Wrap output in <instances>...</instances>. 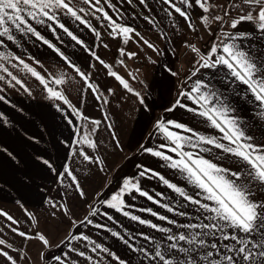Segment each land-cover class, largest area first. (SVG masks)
<instances>
[{
	"label": "snow or ice",
	"instance_id": "obj_1",
	"mask_svg": "<svg viewBox=\"0 0 264 264\" xmlns=\"http://www.w3.org/2000/svg\"><path fill=\"white\" fill-rule=\"evenodd\" d=\"M157 2L160 12L165 14L174 31L181 30L176 20L177 14L186 24L189 38L183 40V46L189 53L187 69L184 65L174 67L164 59L159 45L129 24L125 20L124 11L113 0H0V47L4 49L0 51V81L3 82L0 83V90L6 86H19L23 92L33 96L32 87L17 74L23 73L38 82L37 87H41L42 95L66 120L70 128L68 135L56 138L55 143L67 146L65 159L69 162L57 167L45 152L32 153L33 162L44 171L54 173L66 192L71 189L79 197H87L72 167L73 162H88L96 165L100 171L105 170L106 159L100 151L101 141L97 137L102 120L109 121L110 116L106 107L102 119L86 115L73 103L62 86L79 81L78 93L90 91L94 99L103 101L105 106L110 103L109 97L115 95L116 89L111 86L102 88L92 79V74L70 58L53 39L44 34L45 31L50 32L60 44H64L60 35L62 30L71 41L89 52L91 58L106 70V75L123 89L121 99L125 102L131 99L132 111L142 112L151 118L156 98L165 92L171 96L164 112L173 114L172 118L161 115L152 119L146 138L156 134L162 142L156 144L154 141L153 146L138 142L135 151L158 158L163 162L161 166L173 170L179 181L140 162L136 165L135 176H124L117 190L108 198L99 199L101 193H96L97 206L89 205V211L82 220L75 217L66 202L57 203L51 198L42 202L69 217L72 228L77 225H93L106 229L140 257L139 264H264V132L257 138L253 118L242 109L245 104L256 106L259 109L256 115L264 123V0ZM120 3L129 6L138 4L142 9H147L148 13L133 12V15L156 23L151 17L154 9L149 0H120ZM194 6L200 10L195 19L189 11ZM89 17H94L110 37L121 42L116 63L127 69V75L117 71L112 63L92 50L67 22L71 20L72 23L85 26L100 40L102 32ZM196 19L200 21L199 24L195 22ZM201 32L211 33L206 48L198 46L203 39ZM159 35L167 39L163 28ZM33 37L60 58L61 63L52 66L55 71L28 52L21 43ZM5 38L21 48L28 60L24 55L12 51ZM131 41L139 45L143 55L127 47ZM145 46L154 55H149L144 50ZM132 59L144 63L130 68L126 61ZM144 64L158 66L161 72L159 78L150 81L143 73ZM91 66L95 67V64ZM132 81H136L139 87ZM4 99L0 95V100ZM234 100L237 102L234 103ZM67 109L71 110L70 113ZM179 110H184L185 115L190 114L188 121L194 124L186 122L183 116L176 117L175 113ZM5 123H8L6 118ZM105 130H110L109 136L114 147L123 150L115 123H106ZM29 140L40 143L36 135L30 136ZM0 151L7 154L13 166L23 167V161L8 148L0 145ZM140 178L158 179L180 199L162 201L157 196H163L164 193L150 194L142 186ZM23 179L29 184L32 182L29 176ZM37 189L40 193L45 191L40 185H37ZM137 194L174 215L162 214L152 207L140 209L167 222L162 224L127 210L136 205H130L126 197L136 200ZM17 203L36 227L35 231L28 232L14 227L20 221L2 208L0 215L11 222L7 225L11 232L25 240L34 239L39 242V264H104L108 257L118 264H132L130 258H122L85 232H69L65 235L60 244L67 243L69 251H51L58 249V245L45 231L39 229L37 214L20 201ZM103 205L149 226L161 233L162 237L157 238L147 232L138 233L139 237L148 242V246H145L138 243L137 236L127 232V229L124 230L126 238L121 231L90 218L99 214ZM50 215L56 217L57 213L53 210ZM103 215L115 221V217L108 211H104ZM174 216L185 218L186 222ZM79 240L87 242L85 249L69 242ZM30 260L32 257L24 248H17L9 240L0 237V264H29Z\"/></svg>",
	"mask_w": 264,
	"mask_h": 264
},
{
	"label": "crops",
	"instance_id": "obj_2",
	"mask_svg": "<svg viewBox=\"0 0 264 264\" xmlns=\"http://www.w3.org/2000/svg\"><path fill=\"white\" fill-rule=\"evenodd\" d=\"M113 2L117 4L119 9L124 11L125 20L129 24L135 26L144 36L149 38L153 43L159 45L164 53V59L171 62L174 67L179 68L181 65H184V68L187 69L188 52L183 46V40L189 38V32L183 19L180 18L178 14L176 15V20L180 25L181 30L176 32L173 30L165 14L160 12V5L157 0H149L152 9H154L151 13V17L152 20L156 22L155 24L146 21L142 16L133 15V12L144 11L145 13H148L147 9H142L138 4L134 3L129 6L126 3L121 4L120 0H113ZM109 11L111 13V10ZM189 11L195 19L200 10L198 7L194 6V8L189 9ZM111 14L115 16V13ZM89 19L92 20L94 25L101 30L102 36L100 40H97L94 34H92L85 26L79 25L78 23H72L71 20H68L67 22L72 29L85 40L92 50L96 51L102 56V58L112 63L117 71L127 75V69L116 63V58L119 56L118 47L121 46V42L110 37L104 30V26L100 25L94 17H89ZM195 22L197 24L200 23L198 19H196ZM161 28L166 32L167 39L159 35ZM41 30L44 31L42 27ZM44 34L48 35L50 39H53V41L56 42L57 45L70 56V58L80 63L85 71L90 72L92 74V79L98 82L102 88L111 86L116 89L115 95L109 97L110 103L105 106L103 101L95 100L90 91L83 94L78 93L77 89L80 87L79 81L62 86L73 103L77 104V106L90 117L102 119L104 109L105 107L107 108L110 120H102L100 127H102L104 131L106 123L114 122L123 144V150L114 147L109 136L110 130H105V142L101 143V153L106 159L105 170L100 171L96 165L88 162H84L83 164L79 161L73 162L72 167L75 170V174L81 180L87 193V197L81 198L71 189L66 192L65 187L59 183V180L54 173L44 171L40 166L33 162L32 153H39L41 151L45 152L47 156H50L51 159L55 161L57 167H60L63 163L69 162L65 159V156L67 155V146H58L55 141L56 138L61 135L67 136L70 128L67 125L66 120L62 118L61 114L57 113L51 106V102L42 95L41 87H37L38 82L35 81L34 78L25 76L23 73H17L21 78L25 79V82L30 87H32L33 96H29L27 93L23 92L19 86L16 88L6 86L3 90H0V95L5 97L4 100H0V113H3V116H0V145L8 148L9 151H12L23 161V167L17 168L13 166L12 163H9L10 158L7 157V154L0 151V208L8 211L13 217L20 221L19 225H13L14 227H20L21 230H26L28 232L35 231L36 227L31 224L30 218L27 217L23 208H21L17 201H20L30 211L36 213L39 222V229L45 231L53 242L58 245V249L51 250L53 252L58 253L59 251H69L67 243L60 244V241L63 240L65 235L69 232H85V234L92 236L97 242L103 243L112 251H115L122 258H130L132 264H139L140 257L133 253L122 241L107 232L106 229H99L93 225H77L75 228H72L69 223V217L63 215L59 209H50L49 206H46L42 201L51 198L57 203L66 202L75 217L82 220L89 211V205L97 206L95 205L97 199L96 193H101L99 199L108 198L113 191L117 190L119 183L122 182L124 176H135L137 173L136 165L140 162H144L155 168L174 181H179V178L174 176L173 170L161 166L163 162L159 161L158 158L151 157L149 154L145 153H137L135 151L138 142L145 143L147 146H153L154 141L156 144L162 142L157 138L156 134L149 139L146 138L148 137V132L151 128L152 119L161 115L172 118L173 114L164 112V108L167 107L171 96L165 92L162 96L156 98L151 118L145 116L142 112H134L132 111L131 99L127 102L121 99L123 96V89L113 78L106 75V70L91 58L89 52L83 50L81 46L76 45L74 41H71V38L67 37L62 30L60 31V35L65 41L64 44H60L59 41H56L55 37L50 32L45 31ZM200 35L203 37L201 41L205 42V35L201 33ZM6 43L12 51H15L18 55H24V58L28 60L27 55L24 54L21 48L7 40ZM21 43L24 44V47L28 52L44 62L50 70L55 71L56 69L52 66H58L59 63H61L60 58L51 49L42 45L41 42H36L34 37L31 40L24 39ZM105 44L109 46L105 47ZM127 47L130 50H136L143 55V51H140L139 45H137L135 41H131ZM3 50L4 49L0 47V51ZM144 50H146L149 55H154L152 50L147 49L146 46ZM29 62L31 63L32 61L29 60ZM126 62L130 68L138 67L144 63L143 61H135L134 59L127 60ZM93 64H95V67L91 66ZM13 70L16 71L15 69ZM40 70L43 71L42 69ZM143 73L150 81L153 78H159L161 75L159 67L151 64H144ZM0 83L3 82L0 81ZM132 83L139 87L136 81H132ZM233 102L236 103L237 101L234 100ZM242 109L247 116L253 118L257 130V138H259L261 133L264 132V123H262L256 115L259 109L251 104L242 105ZM67 111L70 113L71 110L67 109ZM189 115L190 114L185 115L184 110H179L175 113L176 117L183 116L186 122L194 124V122L188 121ZM5 118L8 123H5ZM76 122L79 124V121ZM205 130L211 131L210 129ZM32 135H36L40 138L39 144L29 140V137ZM86 150L91 152L90 149ZM24 176L31 177L32 182L30 184L27 183L23 179ZM140 179L142 186L149 190L150 194L156 195V193H164L163 196H157V198L162 201L168 202L173 198L177 200L180 199L158 179ZM37 185H40L45 191L42 193L38 192ZM137 196L138 198L136 200H132L131 197H126L130 205H136V207L127 210L133 211L135 214L140 215L143 218L152 219L154 222L162 224H166L167 222L160 221L158 218L152 217L149 213L140 211V209L144 207H152L155 210L160 211L162 214L169 216L174 215L160 205H156L152 201L147 200V198L141 197L138 194ZM53 210L60 215H58L59 220H54L55 217L50 215V212ZM104 211H108L113 217H115V221H119V223L110 221L105 217L103 215ZM90 218L95 219L98 223L108 224L110 227L121 231L126 238L127 234L124 230L127 229V232L131 233L133 236H137L138 243L145 246H148V242L144 241L143 237H139L138 233L147 232L157 238L162 237V234L156 230L151 229L149 226L142 225L137 221H133L114 209L108 208L106 205L101 207V212L99 214ZM174 218L181 222H186L185 218L179 216H174ZM9 223L11 222L7 221L5 217L0 215V237L9 240V242H12L17 248H24L32 257V261L39 262L38 252L41 248L39 242L34 239L25 240V238L11 232L7 227ZM69 242L74 246L80 247L82 250L85 249L87 245V242L83 240ZM104 264H118V262L113 258L108 257Z\"/></svg>",
	"mask_w": 264,
	"mask_h": 264
},
{
	"label": "rangeland",
	"instance_id": "obj_3",
	"mask_svg": "<svg viewBox=\"0 0 264 264\" xmlns=\"http://www.w3.org/2000/svg\"><path fill=\"white\" fill-rule=\"evenodd\" d=\"M212 27L215 28L216 25L213 24ZM201 34H204V35H205V38H204V41H205V42H202V41L200 40L198 46H203V48H206V46H208V41H209V37L211 36V33L201 32ZM202 50H203V49H202ZM187 55L189 56V53H187ZM188 56H187V60H188ZM103 132H104V133H103ZM104 136L106 137V135H105V129H104V131H103V128L100 127V129L98 130V137H97V138H98L99 141H101V143H102V142H105V138H104ZM108 141L110 142L109 139H108ZM101 143H100V151H101V145H102ZM62 200H63V199H62ZM46 206H48V205L46 204ZM47 210H50V209H47ZM58 215H59V214L56 215V217H55L54 220H59ZM59 216H60V215H59ZM29 264H39V262H38V261L35 262V261L30 260V261H29Z\"/></svg>",
	"mask_w": 264,
	"mask_h": 264
}]
</instances>
